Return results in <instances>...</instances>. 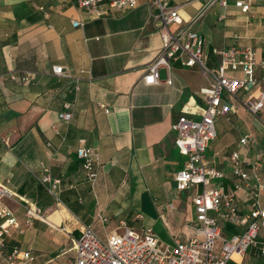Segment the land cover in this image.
Wrapping results in <instances>:
<instances>
[{"label": "crops", "instance_id": "0c3cea01", "mask_svg": "<svg viewBox=\"0 0 264 264\" xmlns=\"http://www.w3.org/2000/svg\"><path fill=\"white\" fill-rule=\"evenodd\" d=\"M240 2L250 10L244 12ZM171 3L180 6L183 19L172 28L190 26L204 37L210 67L221 60L213 48L251 46L264 58V0H227L226 7L216 0ZM204 8V15L192 21ZM152 13L146 1L97 17L80 8L78 0H0V182L17 194L1 198L0 211L9 208L21 226L7 237L8 250L0 253V264L6 263L13 246L32 252L34 259L27 264H74V240L85 225L106 237L122 232L126 222L138 232L152 229L163 244L190 236L195 208L192 193L184 200L175 191V174L186 157L174 143L173 125L184 115L201 118V89L207 80L199 67L172 59L170 71L161 68L158 84L143 81L163 45ZM73 20L83 26L75 27ZM57 65L63 66V75L53 72ZM25 75L28 81L22 80ZM169 77L172 84L167 83ZM246 93L239 91L240 96ZM226 97L233 107L222 116L219 139L210 143L206 162L225 173L214 183L232 192L240 212L246 213L252 208L255 174L264 178V124ZM63 111L72 112L71 120L59 117ZM246 134L254 142L244 146L240 139ZM81 146L99 154L94 185L77 156ZM233 152H239L251 175L240 189L234 187ZM44 167L61 179L60 201L41 181ZM21 197L39 206L43 219L27 223ZM259 199L264 204V185ZM228 224L223 229L232 234L244 229L234 226L235 231H228ZM234 262L264 264V254L250 247L230 264Z\"/></svg>", "mask_w": 264, "mask_h": 264}, {"label": "built area", "instance_id": "2783aa9c", "mask_svg": "<svg viewBox=\"0 0 264 264\" xmlns=\"http://www.w3.org/2000/svg\"><path fill=\"white\" fill-rule=\"evenodd\" d=\"M66 3L68 0H60ZM139 1L150 3L154 22L162 31L163 45L159 55L148 65L143 81L146 84H158L161 81V68L171 70L170 60L182 59L186 66L200 68L207 85L201 89L205 108L200 119H190L182 116L173 125L176 133L175 145L186 159L184 166L175 174L178 190L190 191L195 208V223L189 225L190 236L176 237L173 244H163L159 237L148 228L138 232L122 222L124 230L114 232L109 236H100L92 225H85L81 235L74 240V264H230L234 256L244 257L250 247H259L264 254V204L260 202V194L264 185L263 175L255 174L256 184L252 193V208L241 213L236 196L222 184L214 183L215 179L223 178L225 173L207 165L206 155L209 145L217 135L216 121L219 116H225L232 110L229 98L237 100L248 112L264 124V58L259 59L256 49L251 46H232L229 48H213L212 53L219 55L221 60L217 67H210L205 59L204 37L192 30L190 26L173 29L172 25H182L178 5L171 0H78L80 8L97 16L104 17L112 11H122L135 8ZM221 6H227V0H216ZM242 10H250L249 4L239 3ZM205 8L200 10L192 21L200 19ZM75 27L83 26L78 20H73ZM264 44V35L262 37ZM261 77H257V71ZM240 71L243 77H233L231 72ZM53 72L63 75V66H54ZM12 78H17L12 75ZM28 81L29 76L22 77ZM172 84V79H167ZM258 86V92L253 89ZM240 89H245L244 96L239 95ZM104 107L103 104H100ZM70 108V104H66ZM109 112L108 109H105ZM59 117L69 121L72 112L63 111ZM250 134L244 135L240 143L244 146L253 143ZM77 156L83 160V167L88 181L94 185L98 178L99 154L92 148L81 146ZM232 174L237 178L234 187L240 189L243 182H249L251 175L245 171L239 152L230 156ZM41 181L48 190L60 201L61 179L54 178L50 169L44 167ZM17 197L16 192L7 184L0 182V199ZM27 223L34 219H43V210L25 198ZM141 217V215H140ZM0 253L8 250L7 237L12 229L21 228L19 221L9 208L0 211ZM100 218L105 221L103 216ZM225 223L234 226H244L241 233L224 236ZM220 242V243H219ZM34 256L31 251L13 246L6 254L5 264H27ZM233 264H241L234 262Z\"/></svg>", "mask_w": 264, "mask_h": 264}, {"label": "rangeland", "instance_id": "374dc122", "mask_svg": "<svg viewBox=\"0 0 264 264\" xmlns=\"http://www.w3.org/2000/svg\"><path fill=\"white\" fill-rule=\"evenodd\" d=\"M229 3L231 4V0H229ZM219 5V4H218ZM218 5L214 8V10H216V9H218ZM232 73H239L240 75L238 76V77H243L242 75H241V72L240 71H234V72H232ZM222 125H223V122H222V116H219L218 118H217V121H216V129H217V132H218V136L216 137L217 139H219V131H220V129L222 128ZM215 138V139H216ZM214 139V140H215ZM216 139V140H217ZM213 141V140H212ZM211 141V142H212ZM176 191V193L177 194H180L181 193V197H182V199H184V200H186L187 198H188V196H190L191 195V193H193L194 192V190H190V191H183V192H180V191H178L177 189L175 190ZM222 234L224 235V236H232V233H229V232H227L226 230H222ZM157 235L158 236H160L161 238H162V236L160 235V234H158L157 233Z\"/></svg>", "mask_w": 264, "mask_h": 264}, {"label": "trees", "instance_id": "16d2710c", "mask_svg": "<svg viewBox=\"0 0 264 264\" xmlns=\"http://www.w3.org/2000/svg\"><path fill=\"white\" fill-rule=\"evenodd\" d=\"M233 228H234V225L232 224H228V226L226 227L228 231H231V230L235 231Z\"/></svg>", "mask_w": 264, "mask_h": 264}]
</instances>
